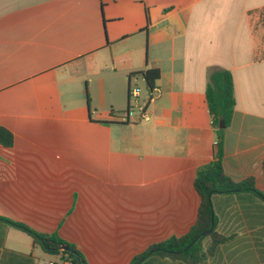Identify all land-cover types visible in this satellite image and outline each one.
Segmentation results:
<instances>
[{"label": "crops", "instance_id": "crops-1", "mask_svg": "<svg viewBox=\"0 0 264 264\" xmlns=\"http://www.w3.org/2000/svg\"><path fill=\"white\" fill-rule=\"evenodd\" d=\"M152 68L159 93L138 98L147 119L124 121L145 83L130 75ZM214 69L235 87L224 172L264 191V0H0V126L14 135L0 145V216L57 231L87 264H129L186 234L196 172L215 155ZM213 204L231 240L206 264H264L259 213L236 196ZM3 249L46 261L12 226Z\"/></svg>", "mask_w": 264, "mask_h": 264}, {"label": "trees", "instance_id": "trees-1", "mask_svg": "<svg viewBox=\"0 0 264 264\" xmlns=\"http://www.w3.org/2000/svg\"><path fill=\"white\" fill-rule=\"evenodd\" d=\"M143 76L147 90L152 92L160 73L158 69H147L140 73ZM206 97L212 127L216 135L215 155L211 162L198 168L194 187L200 198L195 223L189 231L178 237L153 243L143 252L135 255L129 264H206L210 256H214L220 246L228 243L231 237L225 236L217 229L218 218L213 204L215 195L239 197L246 211L259 213L264 222V191L255 186V178L249 177L243 181H234L223 169L225 133L230 127L235 110V87L231 72L224 69H214L209 74ZM224 121L225 128H220ZM0 145L11 148L14 145V135L0 126ZM264 170V161H263ZM242 195H249L242 197ZM5 226H12L28 234L40 249L50 255L57 256L62 252L74 263L87 264L84 254L73 243L64 240L57 231L41 233L28 225L0 216V248L3 247ZM67 246V250H62ZM0 264H35L31 255L10 250H0Z\"/></svg>", "mask_w": 264, "mask_h": 264}, {"label": "built area", "instance_id": "built-area-1", "mask_svg": "<svg viewBox=\"0 0 264 264\" xmlns=\"http://www.w3.org/2000/svg\"><path fill=\"white\" fill-rule=\"evenodd\" d=\"M139 93H140V89H138V88H135V89L130 91L129 101L133 100L134 105L132 106L129 103V107H128L127 112H126V118L124 121H129L130 118H132L136 115V113L133 110V107H135L138 110L139 120H146L147 119L146 109L144 107L139 106V99H138ZM157 93H159V91L157 89H154L151 92L150 101H153L155 99V97H156L155 95H157ZM56 257L58 258L57 261H48V262H45L44 264H79V263H74L71 260L67 259V257L62 252H60L59 255H57Z\"/></svg>", "mask_w": 264, "mask_h": 264}, {"label": "rangeland", "instance_id": "rangeland-1", "mask_svg": "<svg viewBox=\"0 0 264 264\" xmlns=\"http://www.w3.org/2000/svg\"><path fill=\"white\" fill-rule=\"evenodd\" d=\"M134 88H139L141 90L142 99L148 93L146 84L144 82H142V81L138 82V84L135 83L134 84ZM133 105H134V103L132 104V106ZM125 109H126V107H125ZM133 110H134L135 113L138 112V110L135 107H133ZM125 189H126V187H123V186L116 187V190L119 191L120 193H124ZM36 256H37V261L46 260L43 263L48 262V261H57L58 260V258L56 256L47 255L44 252H42L41 249H37L36 250Z\"/></svg>", "mask_w": 264, "mask_h": 264}, {"label": "water", "instance_id": "water-1", "mask_svg": "<svg viewBox=\"0 0 264 264\" xmlns=\"http://www.w3.org/2000/svg\"><path fill=\"white\" fill-rule=\"evenodd\" d=\"M220 128H225V123H224V121H221V122H220ZM62 249H63V250H67V246H64Z\"/></svg>", "mask_w": 264, "mask_h": 264}]
</instances>
